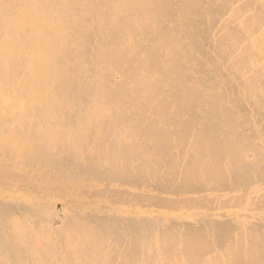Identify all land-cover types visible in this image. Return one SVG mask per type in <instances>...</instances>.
<instances>
[{
  "label": "bare ground",
  "instance_id": "6f19581e",
  "mask_svg": "<svg viewBox=\"0 0 264 264\" xmlns=\"http://www.w3.org/2000/svg\"><path fill=\"white\" fill-rule=\"evenodd\" d=\"M0 264H264V0H0Z\"/></svg>",
  "mask_w": 264,
  "mask_h": 264
}]
</instances>
